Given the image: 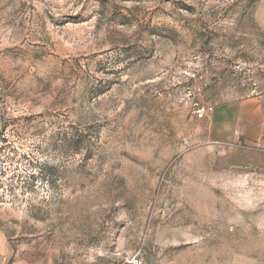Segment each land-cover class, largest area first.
<instances>
[{
  "label": "rangeland",
  "instance_id": "rangeland-1",
  "mask_svg": "<svg viewBox=\"0 0 264 264\" xmlns=\"http://www.w3.org/2000/svg\"><path fill=\"white\" fill-rule=\"evenodd\" d=\"M135 260L264 264V0H0V264Z\"/></svg>",
  "mask_w": 264,
  "mask_h": 264
},
{
  "label": "built area",
  "instance_id": "built-area-1",
  "mask_svg": "<svg viewBox=\"0 0 264 264\" xmlns=\"http://www.w3.org/2000/svg\"><path fill=\"white\" fill-rule=\"evenodd\" d=\"M213 108L212 107H207V106H199L196 109V114L200 119H203L205 117H207L210 113L213 112ZM132 264H140L139 260H135L134 263Z\"/></svg>",
  "mask_w": 264,
  "mask_h": 264
},
{
  "label": "crops",
  "instance_id": "crops-1",
  "mask_svg": "<svg viewBox=\"0 0 264 264\" xmlns=\"http://www.w3.org/2000/svg\"><path fill=\"white\" fill-rule=\"evenodd\" d=\"M4 254V253H3Z\"/></svg>",
  "mask_w": 264,
  "mask_h": 264
}]
</instances>
